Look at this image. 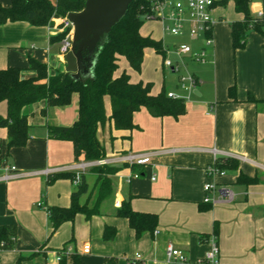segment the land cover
<instances>
[{"label":"crops","instance_id":"1","mask_svg":"<svg viewBox=\"0 0 264 264\" xmlns=\"http://www.w3.org/2000/svg\"><path fill=\"white\" fill-rule=\"evenodd\" d=\"M11 1L0 3L8 6ZM220 6L214 11L220 18L217 23L222 20ZM60 22L61 18H54L44 26L25 21L1 24L0 68L25 67L32 57L46 63L49 72L64 71L61 40L52 39L64 30ZM158 24L146 29L141 26L140 33L163 46L177 41L167 39ZM192 45L198 47L199 43ZM231 46L229 27V35L216 38L213 32L206 63L184 58L197 79L185 100L184 113L174 117L141 108L133 114L136 127L132 130L114 129L109 121L98 129L105 158L152 153L145 165L112 164L120 169L112 175L118 185L111 212L98 211L89 219L78 213L54 231L49 222L47 209L68 207L76 188L65 176L49 180L57 173H74L67 168L78 160L72 143L50 137L47 125L69 126L77 119L76 94L65 106L46 107L43 100L25 106L21 113L27 115L31 129L22 147L7 148V129L0 127V177L5 168L14 175L0 179V226L15 228L11 245L1 247L0 264H46L52 251L65 246L73 249L63 258L65 264H169L165 257L168 244L187 257V262L177 264H210L204 256L212 238L219 248L218 264H264V35L248 32L243 48L235 50V60ZM148 49L157 54L146 48L140 71L121 56L114 76L124 71L132 83L150 82L152 95L161 90L173 92L154 69L159 61L148 57ZM175 85L178 88L177 81ZM248 93L259 101H248ZM104 108L109 116L107 95ZM6 114L7 105L1 101L0 116ZM215 161L229 166L223 168V174L211 177L206 169ZM89 169L84 173L88 187L86 177L96 182L97 176ZM45 170L52 172L45 174ZM209 182L233 191V201L204 202L203 185ZM122 201H128L135 211L156 214V227L136 237L127 219L115 214ZM105 226L115 228L111 238L103 236ZM85 243L90 246L88 253L82 252Z\"/></svg>","mask_w":264,"mask_h":264},{"label":"trees","instance_id":"2","mask_svg":"<svg viewBox=\"0 0 264 264\" xmlns=\"http://www.w3.org/2000/svg\"><path fill=\"white\" fill-rule=\"evenodd\" d=\"M228 0H218L215 4L225 5ZM85 0H12L4 6L0 3V25L7 21H25L34 26H44L54 18H63L69 12H78L84 7ZM234 10L242 15V19L229 24L231 45L234 50L243 48L250 30L264 35L262 21L253 22L250 10V0H233ZM148 4L146 0H132L127 11L115 23L101 48L96 51L95 65L92 75L80 80H74L62 70L49 72V66L35 58L28 57L25 67L7 66L0 68V102L7 105V114L0 116V127L7 129V148L22 147L26 144L31 125L27 115L21 113L25 106L37 101H45L46 107L65 106L71 102L72 96L77 95V119L69 126L47 125L48 135L55 139L67 140L72 143L76 160H97L105 157L97 132L109 121L114 129L132 130L136 127L133 114L141 108H153L157 115L179 116L185 111V100L167 96L165 90L156 95L150 93L152 84L130 82L126 72L114 76L118 68L119 57L123 56L130 67L140 71L144 50L153 48L164 56L163 45L150 36H143L140 28L144 22ZM68 32L65 28L61 33L52 37L62 40ZM230 87V89H232ZM110 100L111 113H105L104 96ZM247 100L258 102L251 93ZM45 113V110H42ZM81 155V157H79ZM214 166L223 170L228 163L214 162ZM120 167L114 165L93 166L90 171L96 173L98 185L97 203L110 194L112 190L111 176ZM65 176L71 180L73 173H57L55 178ZM88 191L84 173L80 182L70 196L68 207L53 206L47 209L52 230H56L65 221H71L76 214L81 213L87 219L98 213L97 206L89 207L82 202V197ZM96 203V204H97ZM127 219L136 237L144 231H152L157 225V215L154 213L138 212L132 209L128 201H122L115 213ZM115 232L112 226H105L103 236L111 238ZM15 234L12 225L0 226V243L4 248L11 245V237ZM60 264H65L62 259Z\"/></svg>","mask_w":264,"mask_h":264},{"label":"built area","instance_id":"3","mask_svg":"<svg viewBox=\"0 0 264 264\" xmlns=\"http://www.w3.org/2000/svg\"><path fill=\"white\" fill-rule=\"evenodd\" d=\"M215 1L217 0H146L148 8L143 15L144 20H155L160 22L163 31L169 36L178 38L187 36L199 43L198 47H193L192 44L180 40L178 42H172L168 46H163V66L174 73H178V88L186 93L185 95H179L175 92H167L168 97L187 100L195 89L197 79L193 73L188 71L184 58L189 57L193 62L200 64L207 62V48L211 47L213 44L214 25L220 19L214 14L217 6ZM250 10L253 16V22L263 20L261 29L264 33V0H250ZM60 23L64 29L68 28V32L61 40L60 45V52L65 55L71 46L73 26L67 16L61 18ZM181 70L184 72L180 73ZM213 153L216 156L217 151L213 150ZM151 155L152 153L147 152H129L111 158L104 157L92 161L81 160L67 169L74 172L72 182L77 185L80 182L81 175L88 168L97 165H112L116 163L145 165L150 163ZM223 155L228 156L229 154L223 153ZM9 169L15 170V166H11ZM206 171L211 177L224 173L223 170L217 169L214 166V163L211 166H208ZM50 172L52 171H44L45 174ZM13 176L14 175L8 173V168H5V172L0 179H9ZM133 176L137 177L138 174L135 173ZM203 191L205 193L203 197L204 202L217 204L231 202L234 199L233 191L227 187L218 186L215 182L205 183L203 185ZM2 246V243H0V247ZM89 250V244L85 243L82 246V252L88 253ZM72 253L73 249L70 246H65L59 250L52 251L51 258L48 259L46 264H60L63 258L69 257ZM218 254V245L215 238H212L210 249L206 252L204 261L210 264H218ZM165 257L169 264L185 263L188 261L186 255L181 250L175 248L172 244L166 246ZM139 258L140 256L136 254L135 259Z\"/></svg>","mask_w":264,"mask_h":264},{"label":"water","instance_id":"4","mask_svg":"<svg viewBox=\"0 0 264 264\" xmlns=\"http://www.w3.org/2000/svg\"><path fill=\"white\" fill-rule=\"evenodd\" d=\"M132 0H85L78 12L67 13L73 32L66 52L64 73L74 80L92 75L96 51L101 48L111 27L124 16ZM156 114L153 108L148 109Z\"/></svg>","mask_w":264,"mask_h":264},{"label":"rangeland","instance_id":"5","mask_svg":"<svg viewBox=\"0 0 264 264\" xmlns=\"http://www.w3.org/2000/svg\"><path fill=\"white\" fill-rule=\"evenodd\" d=\"M219 14L222 16V20H220L219 23H216L214 25V29H213L214 36L216 38L219 36L222 37L223 35H229V24H228V22H232V21L238 20L240 18V14L234 10L233 0H228L225 3V5H221L220 10H219ZM156 22H158V21L144 20V22L142 24V28L146 29V27H148V26L149 27L154 26V25L158 26L159 22L158 23H156ZM251 34L252 33H250V35ZM166 37H167V39H170V40L172 39L173 41H176V40L180 41L181 40V41H186L190 44L196 43V40L191 39L187 36H185L183 38H178V37H172V36L166 35ZM231 50H232V59L235 60V52L236 51L232 48V46H231ZM147 55L149 58L151 56L152 58H156L157 62L159 61L157 67H154V69H157L159 76L161 77V80L163 79V81H164L165 86L168 87L169 89H171L176 94L185 95L186 93L181 91L180 89L176 88V85H175L176 81H177L178 73H172L167 68L162 67V56H161V54H159V53L154 54L151 49H148ZM152 69H153V67H152ZM183 72H184L183 70L180 71V73H183ZM86 171L88 172V170H86ZM89 171H90V169H89ZM86 178H87V181L89 183V187H88L87 193L82 197L81 201L86 202L89 207H93L96 205L98 208V211H100L101 213L102 212H111L112 206H113V200H114L115 194H116V188L118 185L117 177L111 176L112 190H111L110 194H108L105 198H103L98 203H97L98 185L94 184L95 179H93V177L88 175ZM79 214H81V213H79ZM0 252H1V247H0Z\"/></svg>","mask_w":264,"mask_h":264}]
</instances>
